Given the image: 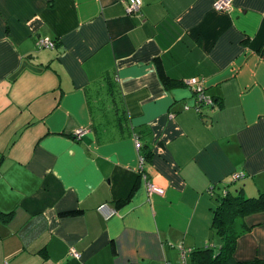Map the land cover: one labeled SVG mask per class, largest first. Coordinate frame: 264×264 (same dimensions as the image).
I'll return each mask as SVG.
<instances>
[{
    "label": "crops",
    "instance_id": "1",
    "mask_svg": "<svg viewBox=\"0 0 264 264\" xmlns=\"http://www.w3.org/2000/svg\"><path fill=\"white\" fill-rule=\"evenodd\" d=\"M214 1L0 0V264H198L215 191H264V0ZM104 75L141 164L133 137L96 140ZM192 76L213 105L195 110ZM241 220L234 259L264 258V211Z\"/></svg>",
    "mask_w": 264,
    "mask_h": 264
},
{
    "label": "trees",
    "instance_id": "2",
    "mask_svg": "<svg viewBox=\"0 0 264 264\" xmlns=\"http://www.w3.org/2000/svg\"><path fill=\"white\" fill-rule=\"evenodd\" d=\"M52 40L56 46V40ZM166 84H168L167 80ZM115 92L116 84L112 81V77L108 75H104L94 87L93 92H91L96 102L103 101L110 105L107 113L111 117L104 118V105L106 106V103H102L97 107L92 100L89 104L92 116V129L96 140L98 142H105L124 137H137L139 140V133L130 124L125 107L122 101L115 97ZM139 142L141 143L140 140ZM147 147L146 143H141L139 149L140 155L144 159H149L151 156ZM233 183L222 185L220 190L215 191V204L211 208V228L219 237L220 243L217 247L207 245L195 249L192 252V257L198 264H264V258L237 261L233 257L236 239L242 232L241 229H238V226H241L243 230L246 229L241 219L245 215L264 211V191H260L255 196H244L241 189L239 190L237 187L234 190L231 189Z\"/></svg>",
    "mask_w": 264,
    "mask_h": 264
},
{
    "label": "built area",
    "instance_id": "3",
    "mask_svg": "<svg viewBox=\"0 0 264 264\" xmlns=\"http://www.w3.org/2000/svg\"><path fill=\"white\" fill-rule=\"evenodd\" d=\"M125 1V10L127 14H132L135 12H138L140 7H141V0H124ZM231 6V0H215L213 3V8L219 11H226L230 8ZM37 45L41 48H54L55 44L54 41L51 38L48 37H38L37 39ZM183 83L187 86H190L193 88L194 91V101H195V110L199 111L201 109L202 105H213L214 100L210 95H207L204 91V87L202 84V80L197 78V77H188L183 80ZM76 135L80 136L83 130L81 128L77 129ZM135 139V146L139 150L141 143L139 142L137 137H134ZM144 158L140 155V164L143 162ZM243 176V173L241 172H236L232 174V181H236L237 179L241 178ZM142 177L145 180L146 183V188L148 192L154 188V184L151 181H148L145 179V175L142 174ZM225 193V191H223ZM98 210L100 212H103L105 217H108L114 213V210L110 208L107 204H100L98 206ZM69 253L76 257L79 258L80 254L74 247L69 248ZM180 257H181V263L180 264H185V253L184 251L180 252ZM167 264H174V263H167Z\"/></svg>",
    "mask_w": 264,
    "mask_h": 264
},
{
    "label": "rangeland",
    "instance_id": "4",
    "mask_svg": "<svg viewBox=\"0 0 264 264\" xmlns=\"http://www.w3.org/2000/svg\"><path fill=\"white\" fill-rule=\"evenodd\" d=\"M237 184L239 185V183H237ZM235 186H236L235 183H233V185L231 186V189L233 190ZM238 224H240V223H238ZM238 227H240V229L242 230V227L241 226H238Z\"/></svg>",
    "mask_w": 264,
    "mask_h": 264
}]
</instances>
